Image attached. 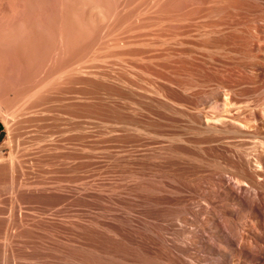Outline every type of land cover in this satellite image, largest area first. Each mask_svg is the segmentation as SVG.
I'll list each match as a JSON object with an SVG mask.
<instances>
[{
	"label": "bare ground",
	"instance_id": "obj_1",
	"mask_svg": "<svg viewBox=\"0 0 264 264\" xmlns=\"http://www.w3.org/2000/svg\"><path fill=\"white\" fill-rule=\"evenodd\" d=\"M34 1L0 0V42L3 39H5V43L6 40L10 43L18 42L16 41L19 33L17 31L24 30V26L32 27V14L28 10L31 5H34ZM58 1H61L62 4H59L64 12L62 14L60 11L57 14L58 16L61 14L62 19L60 22L62 21V23H58L59 20L57 19L55 25L60 24V27L53 26L46 30L56 42V46L55 43L52 46V48L54 46L56 48L54 47L55 49L52 51L54 54L52 53L53 57H51L50 64H53V60L56 63L47 74L44 72L46 77H41L40 85L37 83L40 88L36 86L39 89H35L36 91L29 94L30 100L33 101L29 104V109H36L43 104H49L56 112L54 117L51 118L55 123L59 119H66L61 112L66 108V110L71 109L72 112L66 117H69L71 122L73 121V124H71L74 128L73 133L76 131L82 134L84 127L78 120L80 117L78 111L80 107H83L81 105L85 102L84 97H81L82 94L72 96L69 91L72 86L75 88L76 85H82V83L87 84V86L94 85L95 90L98 91H95L98 97L96 99L90 96L89 99H95L99 102L95 104H99V107L96 108H99L97 112L100 113L101 118L103 116L105 118L110 113L112 119H109L112 121L107 122L108 120L105 121V119L104 121L108 124L104 121L97 123V125L99 124L97 126L99 131L95 133L96 135L87 133L88 137L94 139V142L109 138V140L116 143H113L112 147L116 146V149L124 152L127 157V159L124 157L126 161L133 164L132 166L136 165V167L143 165L142 167H145L146 174L150 178L147 181L146 192L143 194L144 205H140L141 202L139 204L133 203V205L124 201L121 202L123 205L118 206L117 209L108 210L107 208L110 207L108 206L98 213L97 205L100 196L95 188L91 185L63 187L60 184L58 186L54 184L53 187L45 186L28 190L31 195H41L46 198L55 197L56 202L54 205L52 204L55 209H50V206L40 208L38 206L33 208L31 214H23L20 213L21 211L16 210L18 212L16 216L12 214V216H8L9 218L4 219L2 216L4 212L0 205V222L2 223L0 231L4 232L7 241H5V245L0 246V264H84L82 258L86 253L91 255L96 253L98 255L96 256L107 264H264V138L257 139L256 136L258 135H255L253 139L257 140L247 143L246 139L243 141L237 139L242 134L237 138L234 136V133H248L247 130L251 131L252 129L255 130L256 134L257 132L260 133L261 123L252 126L248 125L250 123L247 124V120H244L246 123H243L242 120L239 122L237 117L238 122H236L235 116H231L235 115L231 114V109V115L228 116L227 114L225 116L226 114L222 115L218 111V113L216 111L210 113L211 111L208 112L204 108L206 106L204 104L211 103L215 105L218 100L222 99L227 101L239 92L237 87L240 81L235 80L234 77H239L242 73L248 75L253 73L256 76L251 77L253 74L249 75L246 81L255 83L264 74V62L259 60L256 54L258 53L256 50L264 42V0ZM67 3L73 7L70 5H68L70 7H67ZM95 16L102 17L103 21L108 20L107 24L100 25V28L104 31L103 26L106 25L105 27L109 29V33L108 31L107 33L111 35V38L106 36L108 38L107 43L104 34L106 31L102 34V31L98 30L101 32L95 35L97 37L95 43L97 44L96 51L93 47L94 55L89 48L93 59L95 57V60L100 64H94L95 66L84 65V60L90 55L89 50L84 52L81 50V53H79L80 50H77L78 53L74 51L75 56L73 54L71 58H66L69 54H72L70 49L76 47L81 39L88 36L85 37L84 35L82 38L81 31L85 29L86 32V30L91 29V24H94L97 20L94 19ZM208 17H211L212 22L215 19L213 24L212 22L210 25L203 23V20L206 21ZM209 21L210 19L206 22ZM21 25H24L22 26L24 28H21ZM157 25H159V29L160 27L162 29L155 30ZM34 28L31 29L32 33L30 34L32 35H35ZM152 28L159 32H155ZM180 37L183 38L180 39ZM24 41L26 40L24 39ZM25 46H28V41ZM108 47H111L109 52L110 48L108 49ZM29 53L27 54L30 55ZM18 56L17 58H19ZM27 58L25 57V60H28ZM141 60H147L149 64L151 63L150 65L158 60L157 63H164V68L167 71H163V67L158 70L159 73L161 71V74L164 75L163 77L160 76L163 80L162 86L161 84L159 86L160 88L157 86V90H152L154 92L151 94H146V92L144 95L143 93L144 98L137 97L139 100L146 98L145 101L138 100L137 103L135 100L136 103H133L134 100L130 99L136 98L139 94L134 97L133 93L126 92L121 88L123 86L127 87L128 83L126 82V84L123 80L127 76L125 77L122 73L121 75L124 76L122 79L117 70L120 68L121 70L126 69L127 63L130 61L134 64ZM193 60L202 61V64L200 61L197 62L201 65L198 68L196 67L199 73V70H203L201 74H204L205 70L207 72L212 70L211 73L216 78L221 72L234 76H229L230 78H225L226 80L222 79L223 81L218 80L221 90L216 89L217 92L214 91V95L209 93L212 96L209 103L207 99L209 91L205 93L207 94L206 98L202 89V91L200 89L197 91L193 88L202 85V81H200L201 84H195V86L193 82L189 81L193 76L190 77L191 79L188 78V83H184V80L181 82V79H179L181 74L178 71L179 66H177V69L174 64L178 62L182 66V61L190 64L193 63ZM47 63L49 65L48 61ZM138 64L136 65L139 66ZM149 64L146 66H149ZM155 64L152 66H155ZM141 66L139 68H142ZM152 66H149L150 71ZM157 67L158 65L154 68L157 69ZM156 69L154 70L157 71ZM128 70L130 71V69ZM154 70L153 72H155ZM188 71L190 72V70ZM191 71H194L193 68ZM131 72L133 73V71ZM153 72L151 71V74ZM175 75H179V78ZM7 76L5 75V77ZM32 78L34 77L32 76ZM51 78L55 79L51 80L53 85L49 81ZM0 79L2 80V78ZM47 80L51 84L44 85ZM125 80L128 81V78ZM156 80L158 81L159 78L154 80L155 86ZM14 82L10 86L14 85ZM185 82H187V79ZM204 82L206 81L204 80ZM207 82L210 83L208 78ZM20 84L22 87L20 85L19 95L26 98L34 87ZM24 84L27 85L26 82ZM261 84L264 87V80ZM128 87L130 86L128 85ZM67 88L69 90H66ZM123 88L125 89V87ZM89 89L92 90V88ZM128 89L135 92L132 87ZM143 90H146V88H143ZM137 91L136 93H138ZM76 93L80 92L77 91ZM127 99L132 103H125L124 101ZM26 101L28 102V100ZM87 105H89V102ZM22 107L24 108V106ZM63 114L65 115V113ZM101 118L99 117L100 120ZM45 120H49V118ZM19 121L21 120L17 122ZM17 124L19 125V123ZM0 126L10 129L8 121L2 122ZM63 130H58L53 135L69 136L68 133L71 130L65 129L68 133ZM53 141L56 142V140ZM51 145L48 144V146ZM175 176L179 177L178 180L175 179ZM110 192L112 193V191ZM29 203L32 204L30 201ZM116 204H118L117 201ZM241 220H245L244 223H240ZM186 225L190 226L187 227ZM212 239L218 243H213ZM199 252L208 255H201Z\"/></svg>",
	"mask_w": 264,
	"mask_h": 264
},
{
	"label": "rangeland",
	"instance_id": "obj_2",
	"mask_svg": "<svg viewBox=\"0 0 264 264\" xmlns=\"http://www.w3.org/2000/svg\"><path fill=\"white\" fill-rule=\"evenodd\" d=\"M35 1H36V4H35ZM34 1V5H31V9L29 8V11L28 12L30 14H32L31 16V24H32V27L31 28H28L24 25H21V28H24V30H21L20 28V31H17L18 33V37L16 41L18 42H14V43H10L8 40H6V43L4 42L5 39H3V41H1L0 43V78H2V81L0 79V125L2 122L4 121H8L10 123V129H5L3 128V130L0 132V205L2 207V211L4 212V214L2 215L4 217V219L6 218H9L12 214L16 216V213H18L17 211H21L20 213H23V214H31L33 212V208L35 207H49L50 209H55L54 208V204L56 202V198L54 197H50V198H46V197H43L41 195H31L28 193V190H34L36 188H41V187H53L55 186H58L60 184V186H63V187H77V186H81V187H85V186H92L93 188L96 189L97 193L99 194V198H98V205H97V212L99 213V211H103V209H106L108 206L107 209L108 210H114V209H117V207L123 205L121 202H128L130 204H139L140 205H144V199H143V194H145V189H147V181H149V176L146 174V169L145 167H142L143 165L141 166H138L136 167V165L132 166L133 164H130L128 161H126L127 157L126 155L124 154V152L119 151L118 149H116V146H113L114 149H116L114 151L112 145H113V141L109 140V138H105V139H102V140H98L96 142H94L95 140L94 139H91L88 137V134L87 133H92L93 135H96L95 133H97L98 128L97 127V123L99 122H102L104 121H112L110 119L111 117V114H107L106 117L108 118H101V115L99 112V108H96V107H99L97 104L98 101L97 100H93V99H89V97L93 96L92 98H96L98 97V94L96 92H98L97 90H95L96 88L94 87V85H88L87 84H83L80 85H76L75 88L74 86H69L71 87L69 93L72 95V96H79L81 95V97H84V101L83 102V107H80L78 113H79V118L78 120L80 121V123L82 124V126L84 127L82 129V134L81 132L80 133H77L76 131H74L73 133V130L74 128L73 125V121L71 122V120L69 119V117H66V116H69L70 112H72L71 109H68L61 112V114L66 118H62L61 120L59 119L58 122H54L53 120H51L52 117H54V112L53 108L49 105V104H43L41 106H38L36 109H32L30 110L28 106H30L29 104H31L33 101L30 100L29 98V94H32L34 91L38 90L40 88V85L39 82L41 83V77H46L45 74H47L50 70V68H52V66L56 63L55 60H53V64L51 65L50 64V60H52L51 57H53V52L54 49L56 48V42L54 41V38L50 36V34H48V28H52L53 26L55 27H60V24H58L60 22V20L62 19L61 17V14L59 15L61 18H58L59 16L57 14H59V12L61 11L62 14H64V12L62 11L61 9V5L62 3H60L61 1H58V0H35ZM49 1V2H48ZM51 1V2H50ZM38 2V4H37ZM52 5H51V4ZM60 3V4H59ZM54 4V5H53ZM71 4H66L67 7H70L68 6ZM33 6V7H32ZM42 6V7H41ZM50 6V7H49ZM54 6V7H53ZM35 7H38V8H35ZM46 7V8H45ZM73 7V6H71ZM41 8V9H40ZM50 10H49V9ZM57 8V9H56ZM61 10H60V9ZM38 9H39V12H38ZM44 9V10H43ZM37 10V12H36ZM35 11V13L33 14V12ZM43 11V13H42ZM46 11V12H45ZM48 12V13H47ZM27 13V14H29ZM46 16H45V15ZM38 15V16H37ZM44 15V16H43ZM37 16V17H35ZM35 17V18H34ZM42 17V18H41ZM41 18V19H40ZM45 18V19H44ZM47 18V19H46ZM102 17H98V16H95L94 19H97L95 20L96 22L93 24H91V29L90 30H86L85 32V29L84 31L82 30L81 34L82 35V38L85 37L86 38H83L81 39V42L74 48H71V49H74V50H71L70 49V52L72 53L71 55L69 54V56H67L66 58H71L72 55L74 54L75 56V53H78V51L80 50L79 53H81V50H83V52L86 50L90 52V55L84 60V65L86 66H95L96 64H100L97 60H95V57L93 59V55L96 51V33H100L102 30L100 28V25L102 26L103 24H107L108 20L106 21H103L104 19ZM57 19L59 21H57ZM207 20L210 19V23L209 22H206L203 20V23H208L207 25H210L211 24V17H208L206 18ZM41 20V21H40ZM46 20V22H45ZM102 20V21H101ZM213 20V18H212ZM215 20V19H214ZM214 20L212 22V24L214 23ZM56 21L58 22L57 24L58 25H55L56 24ZM100 21V22H98ZM202 21V20H201ZM38 24H36V23ZM41 22V23H39ZM103 22V23H101ZM35 23V25H34ZM62 23V21L60 22ZM101 23V24H100ZM42 24V25H41ZM99 24V25H98ZM37 25V26H36ZM41 25V26H40ZM24 26V27H22ZM49 26V27H48ZM106 25L103 26V29L104 31H102V34L104 33L105 34V37L107 36L108 38H111V35L108 34L109 33V29L107 27H105ZM36 27V28H34ZM99 27V28H97ZM155 27V26H153ZM158 27V28H157ZM32 28H34L33 32L35 33L36 37H34L35 35H32L30 33H32ZM156 28V29H155ZM155 28H152V30H160L162 29L160 27L159 29V25H157ZM168 29V28H167ZM166 29V30H167ZM37 30V31H36ZM98 30H101L100 32ZM154 30V31H155ZM25 31V32H24ZM31 31V32H29ZM108 31V33H107ZM27 32V33H26ZM37 32V33H36ZM155 32H159V31H155ZM23 33V35H21ZM26 33V34H25ZM29 33V35H28ZM88 33V34H87ZM38 34V36H37ZM48 34V35H47ZM97 34V36H98ZM26 35V36H24ZM110 35V37H109ZM21 38H20V37ZM29 36V37H28ZM33 38H32V37ZM25 37V38H23ZM38 37V38H37ZM106 37V42L108 43V38ZM28 38V39H27ZM95 38V39H94ZM183 37H180V39H182ZM24 39L26 41H24ZM51 39V40H50ZM30 40V41H29ZM33 40V41H32ZM94 42H93V41ZM8 41V42H7ZM28 41V46H25V44L27 43ZM26 42V43H25ZM32 42H33V46H32ZM35 42V43H34ZM93 42V44H92ZM110 42V40H109ZM17 43V44H16ZM55 43V44H54ZM3 44V45H2ZM11 44V45H10ZM14 44V45H13ZM20 44V46H19ZM30 44V45H29ZM41 44V46H40ZM53 44L55 45L53 48ZM13 45V46H12ZM18 45V46H17ZM95 45V46H94ZM25 46V47H24ZM109 46V45H108ZM10 47V49H9ZM13 47V48H12ZM15 47V48H14ZM19 47V49H18ZM21 47H23V49H21ZM30 47V48H29ZM32 47V49H31ZM95 51H93L94 49ZM27 50H26V49ZM40 48V49H39ZM49 48V49H48ZM93 53V55H91V51ZM110 48V49H109ZM7 49V50H6ZM53 49V50H51ZM108 52L111 51V47H108ZM14 50V51H13ZM19 50V51H18ZM31 53H29L30 51ZM36 52H35V51ZM78 50V51H77ZM13 51V52H11ZM16 51V53H15ZM25 51V52H24ZM29 51V52H27ZM75 51V53H74ZM77 51V52H76ZM8 52V54H7ZM29 53L30 55H28L27 53ZM51 52V53H50ZM106 52H107V49H106ZM256 53L259 57V60L263 61L264 62V42L260 44V47H258V50H256ZM12 53V54H10ZM21 53V54H20ZM34 53V54H33ZM53 53V54H52ZM19 54V56H18ZM13 55V56H11ZM16 55V57H15ZM28 58H27V56ZM43 55V57H42ZM52 55V56H51ZM201 55V54H200ZM17 56L19 58H17ZM21 56V57H20ZM29 60H25V57ZM37 56V57H36ZM91 56V58H90ZM14 57V58H13ZM42 57V58H41ZM200 57V56H199ZM4 58V59H2ZM7 60H6V59ZM89 58V59H88ZM202 58H204L202 56ZM206 58V56H205ZM15 59V60H14ZM18 59V61H17ZM33 59V60H32ZM88 59V60H87ZM91 59V60H90ZM207 59V58H206ZM8 60H11V61H8ZM13 60V61H12ZM95 60V61H94ZM15 61H16V65H15ZM41 61V62H40ZM47 61L49 62V65L47 63ZM89 61V62H88ZM97 61V63H96ZM139 61V60H138ZM137 61V62H138ZM147 64H146V62ZM158 61V60H157ZM157 61L154 62L155 66H152L149 64V62L147 60H141L140 62H136L134 64H132V61H130L129 63H127L128 66L126 67V69H122L121 68L119 70H117V72L120 74V77L123 79L125 75L126 78H128V81H126L124 78L123 80L125 81V83L127 84V87L126 86H123L125 87V89L123 87H121L124 91H128V92H131L134 94V97L136 96V94H139L136 96V98L134 99H130V100H134L132 101L133 103L137 101V103L139 101H145L143 93L145 95L146 94H151L153 93L156 89L157 90V86L159 87L160 84L163 82V80L161 79L164 75L161 74V71L159 73L158 70H161V68L165 67L164 66V63L162 62H158ZM196 61V62H195ZM200 60H193L192 62L194 63H185L182 61V66L183 65H187L186 67L185 66H181V63L179 65V63L177 62V64H174L177 68V66H179V69L178 71L183 74L181 76L179 75H175L177 78L181 79V82L182 80H184L183 82L184 83H188V78H193L191 80H189L190 82H193L194 85L196 84H199L200 81H202V85H195L196 87H193L194 90H203L204 92V95L205 97L207 98V93L208 91V103L209 101L211 100L210 97H212L211 95H214L216 91V89L219 88V81H223L222 79L226 80L227 78L229 79L231 77H234L233 75H227V73L225 72H221V73H225L224 75L222 74L221 76V73L219 75H217V78L216 76L211 73V72H207V70H205L206 72H204V74H201L203 72V70H199L200 73L198 72V70L196 69V67L198 68L199 65L202 64V61H200V63H197L199 62ZM8 62V63H6ZM14 62V63H13ZM36 62V63H35ZM51 62V63H52ZM181 62V61H180ZM5 63V64H4ZM32 63V65H30ZM88 63V64H87ZM162 63V64H161ZM176 63V62H174ZM197 63V64H196ZM12 64V65H11ZM47 64V65H46ZM95 64V65H94ZM136 64H138L139 66H137ZM142 66H141V65ZM149 64V66H152L151 67V71L153 72L154 67H157V71L153 72L151 74V71L149 70V66H146V65ZM160 64V65H159ZM7 66L5 68V66ZM26 65V66H25ZM132 67V70H131V67ZM162 65V66H161ZM171 65L173 66V64L171 63ZM189 65V66H188ZM192 65V66H191ZM194 65H197V66H194ZM3 66V68H2ZM9 66V67H8ZM19 69H17L18 67ZM38 66V67H37ZM50 66V67H49ZM142 67V68H139V67ZM161 66V67H160ZM14 67V68H13ZM16 67V68H15ZM37 67V68H36ZM148 67V68H147ZM181 67V69H180ZM190 67L193 68V70H197L195 71H191V69H189ZM11 68V69H10ZM12 68L14 69V71L12 70ZM30 68V69H29ZM154 68V69H153ZM160 68V69H159ZM186 68V69H185ZM10 69V70H9ZM17 69V70H15ZM28 69V70H27ZM130 69V71L128 70ZM135 69V70H133ZM138 69V70H137ZM144 69V70H143ZM176 69V70H177ZM48 70V71H47ZM137 70V71H136ZM163 71H167L165 68L162 69ZM175 70V71H176ZM186 70V74H184L182 71ZM187 70H190V72ZM13 71V73H12ZM29 71V72H28ZM126 71V73H125ZM133 71V73L131 72ZM136 71V72H135ZM141 73H140V72ZM7 72V73H6ZM10 72V73H8ZM22 72V73H21ZM45 72V74H44ZM121 72V73H120ZM157 72V74H156ZM20 73V74H19ZM36 73V74H35ZM117 73V74H118ZM123 73V75H121ZM159 73V74H158ZM190 75H189V74ZM198 73V74H197ZM208 73V74H207ZM4 74V75H3ZM13 76H12V75ZM16 74V75H15ZM18 74V75H17ZM24 77H23V75ZM43 76H42V75ZM118 74V75H119ZM140 74V76H139ZM161 74V75H160ZM175 74H179V73H175ZM207 74V75H206ZM212 74V76H211ZM253 74V73H252ZM252 74H249V75H252ZM2 75V76H1ZM5 75L7 77H5ZM39 75V76H38ZM45 75V76H44ZM137 75V76H135ZM188 75V76H187ZM202 75V76H201ZM241 75V76H240ZM239 77H234L236 78L235 80H238L240 81L239 83V86L237 87V90H239V92L235 95H233V97H231L230 99H228L226 101V99H222V100H218V103L215 104V105H212L211 103L209 104H204L206 105L204 108L205 110H207L208 112L211 111L210 113L214 112L215 111L217 112H220V114H226L225 116H230L231 114H235V115H231V116H235V120L236 122L237 121V118L239 120V122H241L240 120L243 121V123H250L248 125H252V126H255L256 124L258 125L259 123H261V129L259 130V132H257V134L253 131V129L251 131L250 130H247L249 131L248 133L247 132H243L240 134L239 133H234V136H241L239 138H237L238 140L241 139V141L245 140L247 141V143L249 141L251 142H254V140H257V139H262L264 138V111H263V108H264V87H263V84H261L264 80V74H262L261 78H259L258 80H256L255 83H249L247 80V77L249 76L248 74H240ZM244 75V76H242ZM15 76V77H14ZM22 76V78H20ZM32 76L34 78H32ZM132 76V77H131ZM153 76V77H152ZM155 76V77H154ZM157 76V77H156ZM162 76V77H160ZM179 76V77H178ZM186 76V77H185ZM196 76V77H194ZM211 76V77H209ZM256 75H252L251 77H254ZM11 77V78H10ZM18 77V78H17ZM137 77V78H136ZM147 77V78H146ZM201 77V78H200ZM205 77V79H203ZM245 77V79H244ZM4 78V79H3ZM7 78V79H5ZM15 78V79H14ZM29 78V79H28ZM31 78V79H30ZM139 78V79H138ZM151 78V79H150ZM156 78H159V80L157 81L156 83V86H155V79ZM183 78H186L187 79V82L186 79H183ZM199 78V80H198ZM207 78L208 80L210 81L207 82ZM226 78V79H225ZM233 78V79H234ZM19 79V80H17ZM25 79V80H24ZM54 78H51L49 79L50 82H52V85H53V80ZM212 79V81H211ZM232 79V78H231ZM240 79V80H239ZM241 79H244V80H241ZM9 80V81H8ZM24 80V81H23ZM55 80V79H54ZM131 80V81H130ZM162 80V81H161ZM197 80V81H196ZM204 80L207 82H204ZM217 80V81H216ZM12 81V82H11ZM14 82V85L12 84L10 86L11 83ZM22 81V82H21ZM216 85H215V83ZM243 81V82H242ZM246 81V83H245ZM27 83V85H25L24 83ZM33 82V83H32ZM48 83V80L47 82L44 83V85H47V84H51V83ZM132 82V83H131ZM144 82V83H143ZM153 84H152V83ZM160 82V83H159ZM212 82V83H211ZM4 85H3V84ZM16 83V85H15ZM18 83V84H17ZM22 83L23 86H30V87H34L33 90L31 89L28 93V95L26 96H20L19 95V89H21L22 85L20 84ZM31 83V84H30ZM38 83V85H37ZM159 83V85H157ZM241 83H242V86H241ZM244 83V84H243ZM259 83V84H258ZM3 86H2V85ZM125 84V85H126ZM142 84V85H141ZM201 84V83H200ZM210 85L208 87H210L209 89H207L208 87L206 85ZM21 85V87H20ZM128 85L130 87H128ZM148 85V86H147ZM153 85V87H152ZM205 87H204V86ZM213 85V86H212ZM6 86V87H5ZM39 87V88H36ZM51 86V85H50ZM85 86V87H84ZM87 86V87H86ZM140 86V87H139ZM145 86V87H143ZM151 86V87H150ZM162 86V84H161ZM201 86V87H200ZM203 86V87H202ZM217 86V87H215ZM251 86V87H249ZM4 87V88H2ZM11 87V88H10ZM17 87V89H16ZM19 87V88H18ZM92 88L89 89V88ZM133 88V90H135V92H132V89H128L127 88ZM155 87V88H154ZM207 87V88H206ZM212 87V88H211ZM253 87V88H252ZM258 87V88H257ZM6 88V89H5ZM78 88V89H77ZM94 88V89H93ZM143 88L146 90H143ZM160 88V87H159ZM158 88V89H159ZM215 90H214V89ZM240 88V89H239ZM9 89V90H8ZM36 89V90H35ZM85 89V90H84ZM88 89V90H87ZM138 91H137V90ZM205 89V90H204ZM243 89V91H242ZM251 89V90H250ZM5 90V91H4ZM66 90H69V88H67ZM80 92V93H76L77 91ZM131 90V91H130ZM140 90V91H139ZM150 90V92L148 93V91ZM154 90V91H152ZM201 90V91H202ZM221 90L220 88L218 89V91ZM256 90V91H254ZM2 91V92H1ZM9 91V92H8ZM73 91V92H72ZM76 91V92H75ZM96 91V92H95ZM136 91L138 93H136ZM206 91V92H205ZM211 91H215L214 93ZM3 92L5 93L3 95ZM68 92V91H67ZM92 92V93H91ZM95 94H94V93ZM257 92V93H256ZM17 93V94H16ZM74 93V95H73ZM76 93V94H75ZM140 93H142L140 95ZM211 95H210V94ZM246 93V94H245ZM85 96H84V95ZM97 94V95H96ZM244 94V95H243ZM7 95V96H6ZM20 98H18L17 97ZM69 95V94H68ZM69 95V96H71ZM238 95V96H237ZM88 96V97H87ZM139 96V98L143 97L142 100L139 98L137 99V97ZM141 96V97H140ZM241 96V97H239ZM7 97V98H6ZM236 97V99H235ZM258 97V98H257ZM6 98V99H5ZM87 98V100H86ZM260 98V99H259ZM21 100V101H20ZM28 100V102L26 101ZM128 100V101H127ZM126 101H124L125 103L128 102V104H131L132 102L127 99ZM136 100V101H135ZM139 100V101H138ZM234 100V101H233ZM238 100V101H237ZM240 100V101H239ZM17 101V102H16ZM233 101V102H231ZM260 101V102H259ZM27 102V103H26ZM89 102V105H87ZM91 102V104H90ZM93 102V103H92ZM258 102V103H257ZM20 104V106H16V104ZM84 103H87L86 105ZM99 103V102H98ZM226 103V104H225ZM228 103V104H227ZM260 103V104H259ZM208 105V106H207ZM228 105H231V106H228ZM262 105V106H260ZM24 106V108L22 107ZM20 107V109H19ZM27 107H28V110H27ZM89 107V108H88ZM217 107V109H216ZM225 108V109H224ZM227 108V109H226ZM26 109V110H25ZM91 109V110H90ZM209 109V110H208ZM211 109V110H210ZM232 111H231V110ZM17 110V111H16ZM19 110V111H18ZM24 110V111H23ZM30 110V111H29ZM71 110V111H70ZM94 110V111H93ZM214 110V111H213ZM29 111V112H28ZM229 111V113H228ZM230 111H231V114H230ZM23 112V114H22ZM27 112V113H26ZM67 112V113H66ZM69 112V113H68ZM96 112V113H95ZM217 112V113H218ZM227 112V113H225ZM233 112V113H232ZM13 113V114H12ZM15 113V114H14ZM30 113V115H28ZM65 113V115L63 114ZM22 114V116H20ZM68 114V115H67ZM230 114V115H229ZM239 114V115H238ZM15 115V116H14ZM24 115V116H23ZM26 115V116H25ZM238 115V116H237ZM9 116V117H8ZM17 116V117H16ZM30 116V117H29ZM240 116V117H239ZM8 117V118H7ZM16 117V118H15ZM26 117V118H25ZM28 117V119H27ZM99 117L101 118V120L99 119ZM237 117V118H236ZM18 118V119H17ZM46 118H49V120H45ZM95 118V119H94ZM110 118V119H109ZM23 119V120H22ZM3 120V121H2ZM18 120H21L19 122H17ZM66 120V121H65ZM70 120V121H69ZM97 120H100V121H97ZM246 122H245V121ZM256 120V121H255ZM14 121V122H13ZM23 121V122H22ZM53 121V122H52ZM61 121V122H60ZM68 121V123H67ZM104 121V122H105ZM36 122V123H35ZM63 122V123H62ZM107 122H105L106 124H108ZM252 122V123H251ZM17 123H19V126ZM21 123V124H20ZM24 123V125H23ZM54 124V125H53ZM58 124V125H57ZM64 124V125H63ZM66 124V125H65ZM16 125V126H15ZM61 125V126H60ZM63 125V126H62ZM14 126V127H13ZM55 126V127H54ZM59 126V127H58ZM13 127V129H12ZM19 127V128H18ZM57 127V128H56ZM54 128V129H53ZM71 130L68 131L65 130ZM72 128V129H71ZM97 128V129H96ZM263 128V129H262ZM53 129V130H52ZM65 130V132L68 133L69 136L67 137H60V136H57V135H53L54 132L57 133L58 130L62 131V130ZM95 129V130H94ZM56 130V131H55ZM63 130V131H64ZM90 131V132H89ZM96 131V132H95ZM59 133V132H58ZM249 134V135H248ZM254 134V135H253ZM77 135V136H76ZM255 135H258L256 136L257 139H253L255 138ZM260 135V136H259ZM54 136V137H53ZM244 137V138H242ZM262 137V138H261ZM49 138V139H48ZM54 138V139H53ZM66 138V139H65ZM53 140H56L53 141ZM66 140V141H65ZM107 140H108V143H107ZM52 141V142H51ZM59 141V142H58ZM62 141V142H61ZM69 141V142H68ZM106 141V142H104ZM244 141V142H245ZM51 142V143H50ZM72 142V143H70ZM249 142V143H251ZM54 143V144H53ZM59 143V144H58ZM61 143V144H60ZM107 143V144H106ZM48 144H52L51 146H48ZM57 144V145H56ZM116 144V143H114ZM54 145V146H53ZM65 147H63V146ZM71 145V146H70ZM109 147H108V146ZM69 146V147H68ZM98 146V147H97ZM103 146V147H102ZM106 148H105V147ZM51 147V148H50ZM62 149H60V148ZM67 147V148H66ZM89 147V149H88ZM102 147V148H101ZM108 147V148H107ZM60 150H59V149ZM65 148V149H63ZM94 148V149H93ZM100 148V149H99ZM105 148V149H104ZM45 149V150H44ZM50 149V150H49ZM57 149V150H55ZM77 149V151H76ZM79 149V150H78ZM97 149H99L97 151ZM102 149V150H101ZM112 149V150H111ZM54 150V151H53ZM71 150V151H70ZM91 150V152H90ZM107 150V152H106ZM109 150V151H108ZM61 151V152H60ZM100 151V152H99ZM104 151V152H102ZM113 153H112V152ZM119 151V152H118ZM65 152V153H64ZM81 152V153H80ZM95 154H94V153ZM106 152V153H105ZM118 152V154H117ZM122 152V153H120ZM45 153V154H44ZM56 153V154H55ZM60 153V154H59ZM91 153V154H90ZM115 153V154H114ZM126 153V152H125ZM92 154H94L92 156ZM98 156H97V155ZM121 154V155H120ZM123 154V155H122ZM56 155V156H55ZM58 155V156H57ZM63 155V156H62ZM73 155V156H72ZM81 155V156H80ZM111 155V156H110ZM118 155V156H117ZM125 155V156H124ZM76 156V157H75ZM78 156V157H77ZM92 156V157H91ZM60 157V158H59ZM74 157V158H73ZM97 157V158H96ZM121 157V158H120ZM126 159H125V158ZM59 158V159H58ZM71 158V159H70ZM95 158V159H94ZM114 158V159H113ZM124 158V159H123ZM67 159V160H66ZM86 160V161H85ZM96 160V161H95ZM124 160V162H123ZM82 161H84L82 163ZM117 161V162H116ZM122 161V162H120ZM128 163H126V162ZM91 163V164H90ZM110 163V164H109ZM126 163V164H124ZM9 165V166H8ZM108 165V166H107ZM118 165V166H117ZM122 165V166H121ZM125 165V166H124ZM121 166V167H120ZM14 168V169H13ZM132 169V170H131ZM144 169V170H143ZM19 170V171H18ZM124 170V171H123ZM137 170V171H136ZM18 171V172H17ZM129 171V172H128ZM132 171V172H131ZM143 171V172H142ZM15 175H14V174ZM12 174V175H11ZM123 174V175H122ZM127 174V176H126ZM140 176H139V175ZM20 175V176H18ZM81 175V176H80ZM131 175V176H129ZM94 176V177H93ZM103 176V178H102ZM134 176V177H133ZM13 177V178H12ZM122 179H120V178ZM126 177V178H125ZM130 177V178H129ZM133 177V178H132ZM138 177V178H136ZM141 177V178H139ZM144 177V178H143ZM20 178V179H19ZM67 178V179H66ZM146 178V179H145ZM167 178V177H166ZM178 176L176 177L175 176V179L178 180ZM18 179V180H16ZM58 179V180H57ZM64 179H66L64 181ZM97 181H96V180ZM104 179V180H103ZM130 179V180H129ZM138 179V180H137ZM143 179V180H141ZM174 179V178H173ZM15 180V181H13ZM54 180V181H53ZM80 180V181H79ZM91 180V181H90ZM121 180V182H120ZM126 180V181H125ZM141 180V181H140ZM19 181V182H18ZM53 181V182H52ZM56 181V182H55ZM70 181V182H69ZM83 181V182H82ZM93 181V182H92ZM131 183H130V182ZM146 181V182H145ZM47 182V183H46ZM52 182V183H50ZM60 182V183H59ZM86 182V183H85ZM116 182V183H115ZM144 182V183H143ZM15 183V184H14ZM19 183V184H18ZM21 183V184H20ZM25 183V184H24ZM69 183V184H68ZM72 183V184H71ZM91 183V184H90ZM93 183V184H92ZM97 183V184H96ZM99 183V184H98ZM6 184V185H5ZM55 184V185H54ZM63 184V185H61ZM68 184V185H67ZM110 184V185H109ZM121 184V185H119ZM130 186H128V185ZM134 184V185H133ZM145 184V185H144ZM12 185V186H11ZM15 185V186H13ZM22 185V186H21ZM48 185V186H47ZM72 185V186H71ZM96 185V187H95ZM109 185V187H108ZM118 185V186H117ZM127 185V186H126ZM133 185V186H132ZM142 185V186H141ZM97 186H98V189H97ZM115 186V187H114ZM124 186V187H123ZM139 186V187H137ZM8 187V188H7ZM133 187V188H132ZM146 187V188H145ZM22 188V189H21ZM109 188V189H108ZM114 188V189H113ZM118 188V189H117ZM125 188V189H124ZM127 188V189H126ZM141 188H142V192H141ZM24 189V190H23ZM23 190V191H22ZM104 190V191H103ZM123 192H122V191ZM22 191V192H21ZM108 191V192H107ZM112 191V193L110 192ZM127 191V192H126ZM131 191V192H130ZM18 192V193H17ZM114 192V194H113ZM126 194H125V193ZM109 193V194H108ZM131 193V194H130ZM101 194V195H100ZM112 194V195H111ZM116 194V196H114ZM121 194V195H120ZM106 195V196H105ZM131 195V196H130ZM120 196V197H118ZM123 196V197H122ZM127 196V197H125ZM117 199V200H115ZM102 198V199H101ZM110 198V200H109ZM142 198V199H141ZM50 199V200H49ZM114 199V200H113ZM121 201H120V200ZM133 199V200H132ZM123 200V201H122ZM136 200V201H135ZM32 202V204L29 203ZM116 201L117 203L119 204H116ZM130 201V202H129ZM120 202V203H119ZM53 204V205H52ZM101 204V206H100ZM106 204V205H105ZM133 204V205H134ZM104 205V206H103ZM19 208H18V207ZM103 206V208H102ZM115 207V208H114ZM48 208V209H49ZM102 210H101V209ZM111 208V209H110ZM113 208V209H112ZM17 210V211H16ZM25 210V211H24ZM32 210V211H31ZM86 212V211H85ZM100 212V213H101ZM9 216V217H8ZM14 216V217H15ZM245 220H241L240 223H244ZM1 222H0V226H1ZM187 227H189L190 225H186ZM1 228V227H0ZM2 233V234H1ZM4 232L3 231H0V246L2 247L3 245H5V243L7 242L6 241V238H5V234H3ZM209 234V233H208ZM214 239V238H213ZM212 239V242L213 243H218L217 241H213ZM215 240V239H214ZM6 241V242H5ZM3 243V244H2ZM193 251V250H192ZM201 255H208L207 253L204 254V252H199ZM84 254L82 257L83 259V262L84 264H86V261H87V264H99L100 261L101 263L100 264H107V263H104V261L102 262V260L97 257L98 255L95 253V254ZM97 255V256H96ZM94 257V258H93ZM96 257V258H95ZM87 260H86V259ZM86 260V261H85ZM109 264H113V263H109Z\"/></svg>",
	"mask_w": 264,
	"mask_h": 264
},
{
	"label": "water",
	"instance_id": "obj_3",
	"mask_svg": "<svg viewBox=\"0 0 264 264\" xmlns=\"http://www.w3.org/2000/svg\"><path fill=\"white\" fill-rule=\"evenodd\" d=\"M3 130V128L0 126V132Z\"/></svg>",
	"mask_w": 264,
	"mask_h": 264
}]
</instances>
